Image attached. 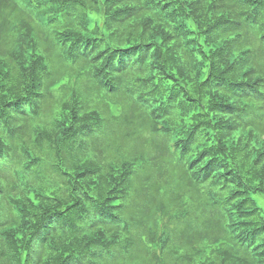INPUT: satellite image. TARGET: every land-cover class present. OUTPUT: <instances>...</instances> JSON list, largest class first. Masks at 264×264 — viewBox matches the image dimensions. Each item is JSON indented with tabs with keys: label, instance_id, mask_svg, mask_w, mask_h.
Wrapping results in <instances>:
<instances>
[{
	"label": "trees",
	"instance_id": "trees-1",
	"mask_svg": "<svg viewBox=\"0 0 264 264\" xmlns=\"http://www.w3.org/2000/svg\"><path fill=\"white\" fill-rule=\"evenodd\" d=\"M264 0H0V264H264Z\"/></svg>",
	"mask_w": 264,
	"mask_h": 264
},
{
	"label": "rangeland",
	"instance_id": "rangeland-1",
	"mask_svg": "<svg viewBox=\"0 0 264 264\" xmlns=\"http://www.w3.org/2000/svg\"><path fill=\"white\" fill-rule=\"evenodd\" d=\"M263 202H264V200H263ZM263 204V203H262Z\"/></svg>",
	"mask_w": 264,
	"mask_h": 264
}]
</instances>
